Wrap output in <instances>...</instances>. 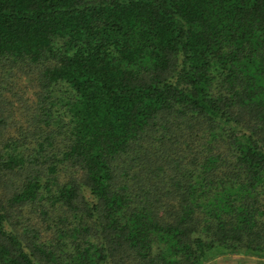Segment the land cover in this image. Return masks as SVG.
<instances>
[{"label": "trees", "instance_id": "trees-1", "mask_svg": "<svg viewBox=\"0 0 264 264\" xmlns=\"http://www.w3.org/2000/svg\"><path fill=\"white\" fill-rule=\"evenodd\" d=\"M236 253L264 258V0H0V264Z\"/></svg>", "mask_w": 264, "mask_h": 264}, {"label": "rangeland", "instance_id": "rangeland-1", "mask_svg": "<svg viewBox=\"0 0 264 264\" xmlns=\"http://www.w3.org/2000/svg\"><path fill=\"white\" fill-rule=\"evenodd\" d=\"M203 264H264V258L236 253L219 255Z\"/></svg>", "mask_w": 264, "mask_h": 264}]
</instances>
